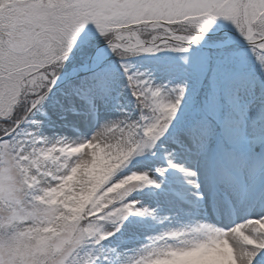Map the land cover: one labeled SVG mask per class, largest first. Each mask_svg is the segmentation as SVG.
<instances>
[{
  "label": "snow or ice",
  "instance_id": "obj_1",
  "mask_svg": "<svg viewBox=\"0 0 264 264\" xmlns=\"http://www.w3.org/2000/svg\"><path fill=\"white\" fill-rule=\"evenodd\" d=\"M0 264H264V0H0Z\"/></svg>",
  "mask_w": 264,
  "mask_h": 264
}]
</instances>
